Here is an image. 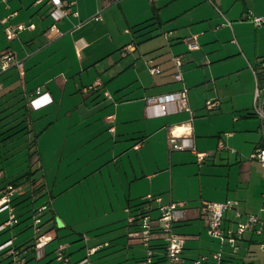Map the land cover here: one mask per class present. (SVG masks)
Segmentation results:
<instances>
[{"label":"crops","instance_id":"crops-1","mask_svg":"<svg viewBox=\"0 0 264 264\" xmlns=\"http://www.w3.org/2000/svg\"><path fill=\"white\" fill-rule=\"evenodd\" d=\"M63 2L66 14L56 20L50 0H0V193L16 185L18 219L0 229V264H11L8 241L30 243L34 230L19 234L33 228L28 219L46 203L50 217L43 230L55 238L45 257L64 243L61 237L76 234L67 243L71 263L81 261L86 248L102 245L94 264H142L146 248L129 236L134 226L126 209L138 210L148 194L160 198L151 201L152 210L187 202L176 224L186 236L183 264L218 249L223 264L253 258V244L264 242V231L245 233L232 253L208 233L200 204L238 199L241 209L255 213L264 206V165L250 157L262 139L253 111V66L264 58V24L245 16L250 10L264 15V0H127L134 5L130 11L126 0ZM54 23L60 32L51 31ZM20 24L34 26L8 39L6 27ZM193 35L199 47L190 49L186 39ZM6 49L21 69H3ZM177 54L184 56L183 81L174 77ZM150 65L161 71L151 73ZM184 84L193 119L175 101L157 115L148 99ZM211 98L220 102L214 109L206 107ZM188 121L195 147L209 153L202 162L192 149L170 144L171 128ZM18 137L20 145L14 143ZM18 153L26 154L30 170L10 176L4 162ZM43 196L41 204L20 210ZM232 212H226L225 225L234 226ZM8 218L9 210L0 208V225ZM154 244L164 250L162 239ZM35 256L30 251L26 264H41ZM202 264L217 263L210 257Z\"/></svg>","mask_w":264,"mask_h":264},{"label":"built area","instance_id":"built-area-1","mask_svg":"<svg viewBox=\"0 0 264 264\" xmlns=\"http://www.w3.org/2000/svg\"><path fill=\"white\" fill-rule=\"evenodd\" d=\"M54 4V8L51 10V14L56 20H59L66 12L63 10L65 3L63 0H50ZM75 1L69 2L72 4ZM61 9V10H60ZM77 13V12H76ZM255 25L260 26L264 24V15H257L252 10L245 15ZM34 26V24L26 25H8L6 27V34L8 39L15 38L18 33L26 27ZM60 32L56 23L51 26V31ZM190 49L199 47L197 41V35H193L186 39ZM176 71L174 77L177 80L183 81V54H177L173 57ZM1 65L3 69L10 67L11 65H17L22 68V62L16 58L14 52L11 49H6L1 54ZM150 72L155 74L161 71L159 65H150ZM255 73L256 84L254 90V104L253 111L260 119V125L262 130V139L256 146L250 157L258 160L264 165V58L253 66ZM41 89L37 90L40 93ZM108 96H111L109 92H106ZM175 101L178 104V109L187 110L191 113L193 119L194 111L189 103V88L184 84L180 91L173 93L161 94L148 99L149 105L155 108L157 115L166 114L169 112L168 103ZM219 99H208L206 101V107L208 109H214L219 105ZM181 128V129H180ZM169 141L174 149H192L199 162L204 161L209 153L206 151L198 150L194 143L191 132L190 121L181 124L180 126H174L170 130ZM139 144V143H138ZM221 147H225L223 141L220 142ZM234 150V149H232ZM235 151V150H234ZM17 190L16 185L9 183L4 187L0 193V208L9 210V218L0 225V229L5 228L7 225H12L17 222V218L14 213V207L12 205L13 196ZM153 199L159 200V197H154L152 194L145 196L142 205L138 210L133 211L131 207L126 210L128 212L127 221L129 225L134 226L129 231V236L138 239L146 248L145 258L141 261L142 264H152L156 260V254H160L161 260L158 264H183V252L185 249L186 236L179 233L176 230V224L184 219L185 211L187 207L186 201H173L159 206L158 215L154 216L152 213L151 201ZM240 201L238 199H227L225 201H213L202 199L200 208L202 212L208 217V233L218 238L222 244H228L232 247V253H237L240 249L238 240L247 232H253L261 234L264 231V206L260 212H249L239 207ZM49 207V204H44L36 208L32 214L34 237L30 243L23 245H16L13 240L7 242L8 253L11 257V264H26L28 259V253L30 251L35 252V257L40 260L45 257V247L53 241L55 238L54 233L51 230H43V218L44 211ZM235 210V225H225V215L228 210ZM86 237V234L84 235ZM160 238L163 241L162 252H159L155 247V239ZM108 244V243H104ZM102 245H96L88 247L87 255L77 263H71L70 256L68 254V244L60 243L54 250V258L52 264H90V255L95 253ZM264 248V242L261 243ZM213 257L217 264H223L225 259L222 251H215L211 255H202L194 261V264H202ZM47 264H51L48 262ZM239 264H259L254 261L244 260Z\"/></svg>","mask_w":264,"mask_h":264},{"label":"rangeland","instance_id":"rangeland-1","mask_svg":"<svg viewBox=\"0 0 264 264\" xmlns=\"http://www.w3.org/2000/svg\"><path fill=\"white\" fill-rule=\"evenodd\" d=\"M125 5H126V9L128 11L134 9V5L128 4L127 3V0L125 2ZM245 81H246V79L243 80V84L245 83ZM14 143L20 145L21 138L20 137L16 138L14 140ZM4 165H5L6 169H7V173L10 176H16L18 174H21L22 175V174H24V173H26L27 171L30 170L29 169V165H28V161L26 159V154L25 153H23V154H19L18 153V155L15 158L10 159V161H7L6 163L4 162ZM68 197L73 198V196H68ZM47 198L49 199L50 197L48 196ZM44 200H46V197H44V196L36 199L35 201H33L32 199L31 200L29 199V204L27 206H22L23 204H25L27 202H24V203H22V204L19 205V207L22 206V207H20V210H23L25 208H29V207H31L35 203L37 205H39L42 202H44ZM152 212L154 214L158 215L159 209H155ZM49 214H50V212L48 211V212H46V213H44L42 215V218L45 220V222L49 219V217H50ZM231 216H235V213L232 212L231 213ZM263 216H264V212H263ZM28 221H30V222L33 221V218L31 217L30 219H28ZM32 233H33V228H29V229L25 230L23 233H21L19 235H21V238H22V237L27 236V235H32ZM74 236H77V235L76 234H73V235H64L63 237H61V239L63 240L62 242L69 243L72 240L71 237H74ZM82 240H78V243L79 242H82ZM52 245L54 246V244H52ZM220 250L221 249H218L216 251H220ZM253 250H254V253H253L254 257L253 258L252 257H245V256L244 257H239L240 258V262L239 263H242L244 260H247V261H254V262H257L259 264H264V248L263 249L261 248V244L259 242H256V243L253 244ZM212 253L213 252H211L209 255L212 256ZM239 253H242L243 255L246 254L245 251H240ZM93 254L90 255V259H91V262H93V264H94V262L96 261V258L93 257ZM53 255H54V252H52L48 257H44V258L40 259L41 264H44L48 260V258H50ZM86 255H87V248L85 250V256Z\"/></svg>","mask_w":264,"mask_h":264},{"label":"trees","instance_id":"trees-1","mask_svg":"<svg viewBox=\"0 0 264 264\" xmlns=\"http://www.w3.org/2000/svg\"><path fill=\"white\" fill-rule=\"evenodd\" d=\"M13 182H17V180L13 181ZM142 205V203L138 206L140 207ZM161 260L160 254H156V260L152 263V264H158V262Z\"/></svg>","mask_w":264,"mask_h":264},{"label":"bare ground","instance_id":"bare-ground-1","mask_svg":"<svg viewBox=\"0 0 264 264\" xmlns=\"http://www.w3.org/2000/svg\"><path fill=\"white\" fill-rule=\"evenodd\" d=\"M181 129V128H180Z\"/></svg>","mask_w":264,"mask_h":264}]
</instances>
